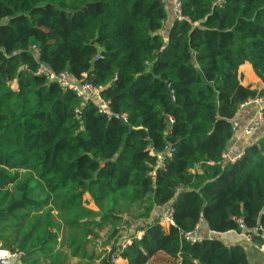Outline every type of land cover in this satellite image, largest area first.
<instances>
[{
    "label": "trees",
    "instance_id": "16d2710c",
    "mask_svg": "<svg viewBox=\"0 0 264 264\" xmlns=\"http://www.w3.org/2000/svg\"><path fill=\"white\" fill-rule=\"evenodd\" d=\"M179 3L168 26L167 0H0V245L20 264H67L65 249L90 264L88 245L131 207L142 236L98 264H250L241 246L180 237L200 225L264 247V132L225 159L236 115L264 94L238 76L249 64L264 84V0ZM42 66L101 88L111 116ZM168 208L166 230L152 214Z\"/></svg>",
    "mask_w": 264,
    "mask_h": 264
},
{
    "label": "crops",
    "instance_id": "0c3cea01",
    "mask_svg": "<svg viewBox=\"0 0 264 264\" xmlns=\"http://www.w3.org/2000/svg\"><path fill=\"white\" fill-rule=\"evenodd\" d=\"M168 6H167V13H168V22L167 25L169 26L172 23V20L174 19L173 17V11H172V5H171V0H167ZM238 76L240 78V83L246 87V86H250L251 89H258L261 90L264 88V84L261 82V80H259L253 73L251 67L249 64H245L243 66H241L238 69ZM247 80H246V78ZM12 88H16V84L15 82H13L11 84ZM256 115V109L253 106H249V107H244L241 108V111L236 115L234 122V127L235 130L238 132H241L243 130V128L247 125V123L249 122V120L254 117ZM264 132V123L260 126V128L258 129L257 133L255 134L256 136L259 134L261 135ZM240 134V133H239ZM240 142V143H239ZM248 140H244V141H232L228 152L225 155V159L227 161H230L231 158H237L242 154L243 148L245 147V145L247 144ZM163 213V212H162ZM159 210H155L154 213L152 214V218H155L158 214L161 215L162 214ZM162 217V216H161ZM164 228L167 230L169 227L166 224H163ZM107 230V229H106ZM140 233V234H139ZM139 233H135L134 236L141 237L142 236V232ZM199 235L202 238H210V239H217L219 241H221L222 243H224L226 246H241L245 249L249 263L250 264H255V261L258 259H262L264 258V247L260 248L257 246V244L255 242L252 241V239H250L249 241L246 240V233L245 232H237V231H231V232H227V233H221V234H216V233H210V231L208 230V228L205 225H200L199 228ZM130 236V235H129ZM124 237L121 239V242L125 239L124 243H126L127 241H131L130 237ZM111 242V241H110ZM98 245L96 247H93V249H91V251L89 250V248L91 246H94V241H92L91 245H88L87 251L88 253H92L93 254V262L95 260H97L96 262L99 263L100 258L99 255H101L102 250L101 248H103V246L101 247V245L99 244V242H97ZM123 243V244H124ZM122 244V245H123ZM110 246H112V244L110 245H105L103 251L105 252H109L110 250ZM65 254H66V262L67 264H77L79 261L76 257H72L71 253L68 249L64 250ZM44 254H42L44 257H47L48 255L51 254L50 251H46L43 252ZM95 255H96V259H95ZM161 256V255H156L154 256L147 264H150L151 261L155 260L156 257ZM161 257H164L163 255ZM165 258V257H164ZM40 260H44V259H40ZM81 262H86L84 259H80ZM46 261V260H44ZM48 263V261H46ZM179 261H176V264ZM17 264H20V260L16 262ZM114 264H127L126 261L120 259V258H116Z\"/></svg>",
    "mask_w": 264,
    "mask_h": 264
},
{
    "label": "built area",
    "instance_id": "2783aa9c",
    "mask_svg": "<svg viewBox=\"0 0 264 264\" xmlns=\"http://www.w3.org/2000/svg\"><path fill=\"white\" fill-rule=\"evenodd\" d=\"M171 2L176 12V16H175L176 19L179 21L183 20V18L179 15L180 6L178 3V0H171ZM36 75L44 77L49 82H55L62 88L70 89L74 91L76 95L82 98L84 101H88L89 99H94L96 102V108H97L98 113L106 117L111 116L107 102H105L101 97V94H100L101 88L94 87L90 83H81V84L78 82L74 83V81L71 80L67 72H62L60 74H54L53 72H50L49 69L43 66L38 69V71L36 72ZM245 105L248 107L249 106L255 107L256 115L249 120L247 125L240 132V139H246V138L251 137L254 134L255 130L258 129L259 126L264 122V94L257 96L253 99H250ZM76 115H78L77 111H76ZM173 152H174L173 149H169L167 150L166 153L160 155L158 157V165L162 166L165 160L171 158ZM236 159L237 158H231L230 162H234ZM156 217L158 221L160 222V224H166L168 227L174 226V222L172 220V211L170 208L166 209L161 215L158 214ZM259 230H261V228H257L256 231L259 232ZM261 234H263V239H264V232H262V230H261ZM180 237L184 241L190 244H199L204 239L210 240V238H202L199 235V232L197 231V227H195V229L190 232H181ZM113 259H114L113 261H115L116 258H113ZM19 260H20L19 253H14V252H11L10 250L3 249L0 245V262L8 261L9 263H14Z\"/></svg>",
    "mask_w": 264,
    "mask_h": 264
},
{
    "label": "rangeland",
    "instance_id": "374dc122",
    "mask_svg": "<svg viewBox=\"0 0 264 264\" xmlns=\"http://www.w3.org/2000/svg\"><path fill=\"white\" fill-rule=\"evenodd\" d=\"M246 80H247V78H246ZM85 207L88 208V209L91 208L93 210H96L95 208H93L92 205H87ZM135 210H136L135 207H133V208L131 207L129 209V212L127 214L120 215L121 218H122V221L120 223V226H117L116 227L117 229L114 230L113 227H108L107 230H104V231H102V232L99 233L101 239L98 242L101 245V247L103 246V248H101L102 252H103V249L105 247V245H102V244H103V241H105L106 238L109 239V240H111L110 245L111 244L112 245H114V244L115 245H120L124 241L123 240L121 242V239L122 238L128 237L129 235H135V233H136L135 232V228L137 227L138 224H140L139 221H136V220L131 219V217L134 216ZM52 216L53 217L50 218V222H48V226L49 227H53V229H51V231L53 233H55L56 237H57V234H58V238H56V239L59 241L60 238H61L62 230L58 231L56 224L53 223V221L55 222L58 219L57 218V215L55 213H52ZM39 218L40 217H36L35 219L37 221H42ZM56 239L55 240L54 239H51L50 240L49 237L47 236V242L48 243H51L52 246H56L58 244V241H56ZM126 243H124L123 245H125ZM93 245L94 246H91L89 248L90 251H91V249H93V247H96L98 245V243H94ZM96 261L97 260H95L94 262L92 261V262H90V264H98ZM38 264H48V263L46 261H44V260H38ZM82 264H86V262H82ZM150 264H171V262L163 261V258L161 256H158V257H156L155 260L151 261ZM255 264H264V258H263V260L262 259H258V261L256 260L255 261Z\"/></svg>",
    "mask_w": 264,
    "mask_h": 264
},
{
    "label": "bare ground",
    "instance_id": "6f19581e",
    "mask_svg": "<svg viewBox=\"0 0 264 264\" xmlns=\"http://www.w3.org/2000/svg\"><path fill=\"white\" fill-rule=\"evenodd\" d=\"M178 3H179V0H178ZM171 5H172L173 16H176V12H175V10H174V6H173L172 2H171ZM179 6H180V3H179ZM179 15H180V9H179ZM71 80H72V79H71ZM263 123H264V122H263ZM263 123H262V124H263ZM262 124H261V125H262ZM261 125H260V126H261ZM260 126H259V128H260ZM259 128H258V129H259ZM258 129L255 130V132H254L253 135H255V134L257 133ZM253 135H252V136H253ZM249 138H250V137H249ZM247 139H248V138H246V139H240V134H239L238 140H240V141H244V140H247ZM237 158H239V157H237ZM156 218H157V217H156ZM240 228H242V226H240ZM256 230H257V229H256ZM256 230H255V232L257 233V235H258L262 240H264V239H263V234H261V230H259V232H257ZM197 231H198V227H197ZM262 232H263V231H262ZM260 234H261V236H260ZM245 237H246V240H247V241H249V240L251 239V236H250V235H246ZM210 240H211V239H210ZM128 244H129V241H128L125 245L122 246V249H124Z\"/></svg>",
    "mask_w": 264,
    "mask_h": 264
},
{
    "label": "water",
    "instance_id": "95a60500",
    "mask_svg": "<svg viewBox=\"0 0 264 264\" xmlns=\"http://www.w3.org/2000/svg\"><path fill=\"white\" fill-rule=\"evenodd\" d=\"M0 264H12V263H9L8 261H1Z\"/></svg>",
    "mask_w": 264,
    "mask_h": 264
}]
</instances>
